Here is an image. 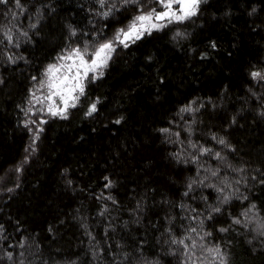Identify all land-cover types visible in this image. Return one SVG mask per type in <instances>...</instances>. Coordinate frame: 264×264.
<instances>
[{"label":"trees","instance_id":"16d2710c","mask_svg":"<svg viewBox=\"0 0 264 264\" xmlns=\"http://www.w3.org/2000/svg\"><path fill=\"white\" fill-rule=\"evenodd\" d=\"M20 5L0 4V264H220L217 247L224 264H264V79L252 77L264 0H206L120 45L67 119L38 132L29 109L48 66L162 6Z\"/></svg>","mask_w":264,"mask_h":264},{"label":"snow or ice","instance_id":"6c2138e0","mask_svg":"<svg viewBox=\"0 0 264 264\" xmlns=\"http://www.w3.org/2000/svg\"><path fill=\"white\" fill-rule=\"evenodd\" d=\"M140 0H122V5L127 6L129 4H139ZM8 0H0V4H7ZM98 3L101 8L105 7L106 0H98ZM158 3L162 6L164 11L157 12L155 8L151 9L147 13L141 12L139 15H135L131 22L126 26V28H119L114 37L106 42L100 44L93 53H88L87 47L83 49L74 48L67 55H62L60 60L69 61L71 60V64H60V65H49L47 70L44 73V76L47 77L46 80H42L40 82V87H47L50 89V96L46 97L50 98L52 95L59 96L60 100L64 104V109H57L54 105L49 106V113L52 116L59 115L62 119H67V108L69 106L75 107V100L79 99L78 96H74L73 94L79 92L80 95H84V84L82 83L83 79H87L88 72H95L96 70L107 65L108 60L111 59L112 54L116 51L117 45H123L124 48L129 47L130 43H135L137 40H140L145 34L151 35L152 30H160L167 25L165 23H156L154 21H164L167 20L168 23L173 21L183 22L186 19L196 15L197 7L200 3V0H158ZM174 5H178V8L174 9ZM16 7L20 8V0H16ZM116 8V4L113 3L110 5L109 10L102 13V15L107 18L111 10ZM118 10V9H117ZM35 27V25H33ZM75 35V32L72 33ZM22 35L27 36V33H22ZM179 35V33H177ZM5 37L9 43H12L13 37L10 33H5ZM18 46V43L17 45ZM86 55H91L92 59H85ZM8 59L12 62H15L11 56ZM61 68L66 69V73L63 75H57L60 72ZM73 69H75L74 75H68V73H72ZM81 70H83V75H81ZM252 77L264 79V75L260 72H253ZM33 79H36L33 77ZM39 90V89H38ZM35 96V93H33ZM72 101L71 105H69V101ZM36 101L38 103H42L39 97H36ZM31 109H29L30 111ZM190 109H181V111H189ZM92 111H95V105L92 106ZM91 114V112H89ZM119 122V121H117ZM27 126V125H25ZM162 131H168L167 129H162ZM220 144H225L224 139L219 140ZM205 151H208L207 149ZM216 156L219 158V153H216ZM216 173L213 172V176ZM191 187V185L189 186ZM187 194V193H185ZM229 199L228 196L224 197V200L227 201ZM255 205H253V208ZM215 212H219L220 208H215ZM211 218V217H209ZM235 224H240L241 221L236 219L233 221ZM259 228L262 229L260 231V235H264V224L259 225ZM0 230H2V226H0ZM195 231V229H193ZM220 231H227L225 228H221ZM210 235V233H208ZM173 243H179L184 245L187 249L188 245L184 244V240L175 241ZM23 247V244L20 245ZM196 247L195 241H193L192 248ZM209 253H214V258H220V264H224V257L221 253L220 248L208 249ZM187 254V253H186ZM21 255H23L21 253ZM8 258H12V254L8 253ZM22 264V262H21Z\"/></svg>","mask_w":264,"mask_h":264},{"label":"rangeland","instance_id":"374dc122","mask_svg":"<svg viewBox=\"0 0 264 264\" xmlns=\"http://www.w3.org/2000/svg\"><path fill=\"white\" fill-rule=\"evenodd\" d=\"M203 1H206V0H200V3H199V5H198V7H197V10H196V14H197V12H198V8H199V6H200V4H201V2H203ZM176 8H178V5H174V9L173 10H175ZM162 11H164V9L163 8H161V10L160 11H157V12H162ZM193 17V16H192ZM191 18V17H190ZM187 20V19H186ZM185 21V20H184ZM154 22H156V23H165L167 26L169 25V24H171V23H176V21H173V22H171V23H168L167 22V20H164V21H154ZM126 28V27H125ZM165 28V27H164ZM163 29V28H162ZM162 29H160V30H162ZM153 31H158V30H152V32ZM146 35V34H145ZM114 37V36H113ZM120 45H117L116 46V50H117V48L119 47ZM72 49H74V48H70L69 50H67L66 52H64V53H62L58 58H57V60L54 62V63H52L51 65H53V64H56V65H60V64H71L72 63V61L71 60H69V61H63V60H60V57L62 56V55H67ZM114 54H115V52L112 54V56H111V59H112V57L114 56ZM85 59H87V60H91L92 59V57H91V55H86L85 56ZM111 59L110 60H108V62H107V65L106 66H104V67H102V68H100V69H98V70H96L95 72H92V71H90V72H88V74H87V79H83L82 80V83L84 84V92H85V89H86V86H87V84L89 83V82H91V81H96L102 74H103V72L105 71V69H106V67L108 66V64H109V62L111 61ZM66 73V69L65 68H61L60 69V72L59 73H57V75H63V74H65ZM75 74V69H73V71H72V73H68V75H74ZM81 75H83V70H81ZM47 79V77H45L44 78V80H46ZM39 89V90H38ZM50 89H48L47 87H43V88H41L40 87V85L34 90V92L33 93H35V96H33L32 95V99H31V106H30V114H31V119H30V123L31 122H33L32 123V125L34 126V131H39L40 129H41V127H42V125H43V123H45V121L47 120V119H49V118H51V117H60L59 115H57V116H52L50 113H49V106H55L57 109H60V110H63L64 109V104H63V102L60 100V98H59V96H55V95H52L50 98H47L46 99V97H49L50 96ZM74 96H78L79 97V99H76L75 100V105L77 106L78 104H79V101H80V99L82 98V96L83 95H80L79 94V92H76V93H74L73 94ZM36 97H39L40 98V100L42 101V103H38L37 101H36ZM71 103H72V101L70 100L69 101V105H71ZM75 106V107H76ZM75 107H71V106H69L68 108H67V111H66V114H68L69 113V111H71L73 108H75ZM33 136H34V133H33ZM35 137V136H34Z\"/></svg>","mask_w":264,"mask_h":264}]
</instances>
